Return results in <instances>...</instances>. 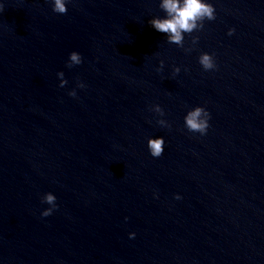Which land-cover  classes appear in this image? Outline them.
Returning <instances> with one entry per match:
<instances>
[{
	"label": "water",
	"instance_id": "95a60500",
	"mask_svg": "<svg viewBox=\"0 0 264 264\" xmlns=\"http://www.w3.org/2000/svg\"><path fill=\"white\" fill-rule=\"evenodd\" d=\"M2 2L0 264H264V0H210L215 19L183 48L148 24L159 0ZM194 105L203 136L183 127Z\"/></svg>",
	"mask_w": 264,
	"mask_h": 264
},
{
	"label": "clouds",
	"instance_id": "9594fccd",
	"mask_svg": "<svg viewBox=\"0 0 264 264\" xmlns=\"http://www.w3.org/2000/svg\"><path fill=\"white\" fill-rule=\"evenodd\" d=\"M72 0H51V10L54 13L64 14L67 11V5L71 3ZM158 7L162 10V16H153L148 20V24L159 32L163 33L165 40L168 43L175 44L178 47L183 48L185 35L191 34L194 31H199L203 27L205 20L211 21L215 19V8L210 0H159ZM4 9V4L0 0V12ZM234 32L233 28L227 29V35H232ZM199 37L193 35L191 37L192 44L195 45ZM185 52L190 51L189 49H184ZM197 62L204 71L215 70L216 62L213 53L202 51L197 57ZM82 63L81 54L72 50L68 53L65 65L71 68L75 65H80ZM164 66V61L159 60L157 62L156 71H162ZM179 66H172L171 74L175 76L180 72ZM187 71V68H185ZM58 79V87H64L67 84V80L64 77L63 71H57L55 73ZM85 84L82 81H77L74 88L68 91L67 95L74 97L76 95V88H84ZM150 112L154 113L158 118L156 119V124L162 128H171V123L164 119L165 112L159 104L150 105ZM183 127L188 132L199 133L203 136L208 127L210 113L208 110L201 105H194L188 108L183 115ZM165 139L161 135L149 136L146 138V148L148 154L153 158H158L162 155L164 151ZM155 196L156 194L153 193ZM174 199H180L178 193L174 194ZM56 196L52 192H45L41 196V203L48 205V207L43 208L40 211L42 217L49 216L54 209H56ZM127 219V217H125ZM135 236L134 232H129V239Z\"/></svg>",
	"mask_w": 264,
	"mask_h": 264
}]
</instances>
